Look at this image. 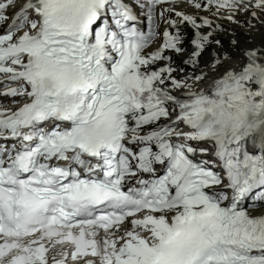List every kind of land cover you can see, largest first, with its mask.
<instances>
[{
    "label": "snow or ice",
    "instance_id": "6c2138e0",
    "mask_svg": "<svg viewBox=\"0 0 264 264\" xmlns=\"http://www.w3.org/2000/svg\"><path fill=\"white\" fill-rule=\"evenodd\" d=\"M262 17L0 0V264H264Z\"/></svg>",
    "mask_w": 264,
    "mask_h": 264
},
{
    "label": "bare ground",
    "instance_id": "6f19581e",
    "mask_svg": "<svg viewBox=\"0 0 264 264\" xmlns=\"http://www.w3.org/2000/svg\"><path fill=\"white\" fill-rule=\"evenodd\" d=\"M188 11H191V10H188ZM240 19L242 21H246L248 19V16L247 15L242 16V17H240ZM262 19H264V17H262ZM253 23H255V21H253ZM225 27H227L229 29H234L235 31H236V29H240L239 28L240 26L230 25V24H226ZM257 29L258 30L248 31L245 27H241L240 30H243L245 32V37L241 36L242 33H239L236 36L235 35L233 36L231 33L221 34L220 38L223 41V48L225 49L222 52L231 53L235 60L240 59V56H241L240 51L237 49H234L230 44V40L233 38H235L239 42V48L240 49L252 48V47L264 44V26L257 24ZM189 39H191L190 36H189ZM224 40L226 43L224 42ZM226 40H228L229 43ZM213 47H215V46H213ZM233 50L235 51V53L233 52ZM189 51H191L190 45H189ZM217 51H221V49H217ZM211 59H212V51L211 50L206 51L203 54V56L201 57V64L202 65L207 64ZM178 63H179V60H178ZM226 66H230V65H226Z\"/></svg>",
    "mask_w": 264,
    "mask_h": 264
},
{
    "label": "rangeland",
    "instance_id": "374dc122",
    "mask_svg": "<svg viewBox=\"0 0 264 264\" xmlns=\"http://www.w3.org/2000/svg\"><path fill=\"white\" fill-rule=\"evenodd\" d=\"M240 29H241V27H239ZM240 29H236V31H235V36L236 35H238L239 33H242L241 34V36L242 37H245V32L243 31V30H240ZM228 43H229V41L228 40H226ZM224 42H225V40H224ZM226 43V42H225ZM225 49L223 48V49H221V51H224ZM233 52L235 53V51L233 50Z\"/></svg>",
    "mask_w": 264,
    "mask_h": 264
}]
</instances>
